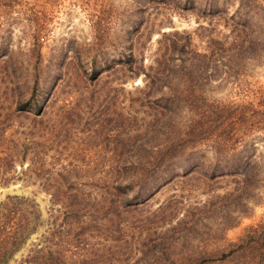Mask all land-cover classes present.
Here are the masks:
<instances>
[{
    "label": "rangeland",
    "instance_id": "1",
    "mask_svg": "<svg viewBox=\"0 0 264 264\" xmlns=\"http://www.w3.org/2000/svg\"><path fill=\"white\" fill-rule=\"evenodd\" d=\"M14 196L6 264H264V0H0Z\"/></svg>",
    "mask_w": 264,
    "mask_h": 264
},
{
    "label": "trees",
    "instance_id": "2",
    "mask_svg": "<svg viewBox=\"0 0 264 264\" xmlns=\"http://www.w3.org/2000/svg\"><path fill=\"white\" fill-rule=\"evenodd\" d=\"M173 43L175 44L174 41H172V44ZM161 64L163 65V63H161ZM165 68H166V66H165ZM138 72L139 73L140 72H142V73L144 72V66L143 65L138 68L137 73ZM200 134L201 133L198 132L197 136H200ZM193 139H195V138L193 137ZM182 148H184V147H181V148H179V147L166 148L165 150H163L162 160H169V162H171V160L173 158H175V156L177 154H179V152L182 150ZM190 152H193V154L195 153V151H193V150L190 151ZM236 155H237L236 153L232 154V156H236ZM233 173H239L237 166L234 169H232V173L231 174H233ZM56 196L57 197L53 196V200L55 202L61 203L62 199L59 198V195H56ZM11 200H14V201H11ZM66 200H67V206L78 205V203H77L78 200L80 201V204H81V199L77 198L75 196H68ZM21 204H22V202H21L20 197L14 196V197H8L7 202H5V203L0 205V215L3 217L5 223L9 222V218H8L9 213H18L19 212V209H20L19 207H20ZM61 204H63V203H61ZM25 226L26 225H21L20 226L21 233L18 234L17 232H14V233H11L10 236L7 237V240L5 241V244H8L10 246L9 252L11 251L12 248L13 249L15 248V246H16V244L18 242L22 241L26 237L24 232L22 233V231L25 230ZM6 247H8V246H6ZM1 250L3 252V248H1ZM0 264H6V260L4 262V260L1 261V259H0Z\"/></svg>",
    "mask_w": 264,
    "mask_h": 264
}]
</instances>
